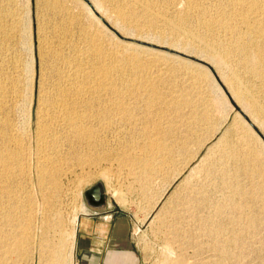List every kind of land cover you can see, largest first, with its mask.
Segmentation results:
<instances>
[{
    "label": "rangeland",
    "instance_id": "obj_1",
    "mask_svg": "<svg viewBox=\"0 0 264 264\" xmlns=\"http://www.w3.org/2000/svg\"><path fill=\"white\" fill-rule=\"evenodd\" d=\"M92 1L148 44L81 0H0V264H76L94 185L138 264H264V142L234 106L264 135V0Z\"/></svg>",
    "mask_w": 264,
    "mask_h": 264
},
{
    "label": "crops",
    "instance_id": "obj_2",
    "mask_svg": "<svg viewBox=\"0 0 264 264\" xmlns=\"http://www.w3.org/2000/svg\"><path fill=\"white\" fill-rule=\"evenodd\" d=\"M75 231L76 264H138L128 222L114 214L110 205L88 192Z\"/></svg>",
    "mask_w": 264,
    "mask_h": 264
},
{
    "label": "bare ground",
    "instance_id": "obj_3",
    "mask_svg": "<svg viewBox=\"0 0 264 264\" xmlns=\"http://www.w3.org/2000/svg\"><path fill=\"white\" fill-rule=\"evenodd\" d=\"M91 2H92V4H93V6H94V8L97 10V7L95 6V4L93 3V1L92 0H90ZM244 0H242V2H243ZM253 1V0H252ZM241 2V1H240ZM191 4V3H190ZM247 4V3H246ZM194 5V4H193ZM259 5V4H258ZM259 7V6H258ZM88 9H89V11H90V13L93 15V16H95L93 13H92V11H91V9L88 7ZM98 11V10H97ZM122 12V11H121ZM98 13H99V11H98ZM121 14V13H120ZM119 14V15H120ZM101 15V14H100ZM96 17V16H95ZM223 18V17H222ZM216 20V19H215ZM246 21V20H245ZM209 22V21H208ZM212 22V21H211ZM101 23V22H100ZM208 24V23H207ZM223 24V23H222ZM227 24V23H226ZM255 24V23H254ZM111 25V24H110ZM209 25V24H208ZM251 25V24H250ZM112 26V25H111ZM255 26V25H254ZM113 27V26H112ZM253 30V29H252ZM255 35V34H254ZM260 35V34H259ZM256 36V35H255ZM66 60H67V58H66ZM73 61V60H72ZM71 63H73V62H71ZM61 64V63H60ZM76 64V63H75ZM79 65V64H78ZM65 66V65H64ZM67 66V65H66ZM87 66V65H86ZM101 67V66H100ZM198 67V66H197ZM70 68H72L71 66H70ZM110 68V67H109ZM80 69V68H79ZM202 69V68H201ZM62 70V69H61ZM65 70V69H64ZM78 70V69H77ZM93 70V69H92ZM102 70H103V68H102ZM101 70V71H102ZM105 70V69H104ZM202 71V70H201ZM79 72V71H78ZM81 72H83V71H81ZM90 72V71H89ZM103 72V71H102ZM101 72V73H102ZM74 73V72H73ZM73 73L71 74H69L70 76L72 75L73 76ZM77 73V72H76ZM75 73V74H76ZM84 73V72H83ZM111 73V72H110ZM74 74V75H75ZM78 74V73H77ZM76 74V75H77ZM84 75V74H83ZM83 75H81V76H83ZM99 75V74H98ZM65 76H67V75H65ZM67 77H69V76H67ZM86 77V76H85ZM102 77V76H101ZM65 78V77H64ZM89 78V77H88ZM59 79V78H58ZM77 80H78V77L76 78ZM75 79V80H76ZM85 79V78H84ZM90 79H92V77L90 76ZM68 80V79H67ZM74 80V78H73V81H75ZM76 80V81H77ZM86 80V79H85ZM97 80H99V79H97ZM65 81H66V78H65ZM69 81V80H68ZM75 81V82H76ZM80 81V80H79ZM81 81H83V80H81ZM94 81V80H93ZM67 82V81H66ZM70 82H71V80H70ZM78 82V81H77ZM85 82V81H84ZM83 82V83H84ZM92 82V81H91ZM101 82V81H100ZM100 82L98 81V83H97V81H96V83H97V85L99 84L100 85ZM79 83V82H78ZM88 84L87 85H89V82H87ZM92 83H94V82H92ZM75 84V83H74ZM74 84H72L73 86H74V88H75V85ZM63 85V84H62ZM61 85V86H62ZM71 85V84H70ZM67 86V85H66ZM68 86H69V84H68ZM63 87V86H62ZM65 87V86H64ZM80 87V86H79ZM81 87H83V85H81ZM84 87H85V85H84ZM67 88V87H66ZM93 88V87H92ZM101 88V87H100ZM105 88V87H104ZM57 89H58V87H57ZM69 89V88H68ZM70 89H71V87H70ZM77 89V88H76ZM75 89V90H76ZM81 89V88H80ZM64 89H62L61 91H62V93L64 92V91H67L66 89L63 91ZM72 90V89H71ZM57 91V90H56ZM61 91L59 90V92L61 93ZM84 91V90H83ZM83 91L81 90V92L83 93ZM78 92H80V90L78 91ZM81 92H80V94H81ZM51 93V92H50ZM58 94V92H57V94L61 97L62 95H64V93L63 94ZM85 93V92H84ZM66 94V93H65ZM55 95V94H54ZM54 95H53V97H54ZM67 95H69V94H67ZM66 95V96H67ZM84 95V94H83ZM66 96H64V97H66ZM71 96V95H70ZM55 97H57L58 98V96H55ZM55 97L53 98V100L55 99ZM68 97V96H67ZM67 97H66V100H67ZM79 97V96H78ZM77 97V98H78ZM117 97V96H116ZM52 98V97H51ZM81 98V97H80ZM62 99V98H61ZM53 100H51V102L53 101ZM66 100H64V102L66 101ZM56 101H59V102H57V103H60V99L58 100H56ZM78 101V100H77ZM54 102V101H53ZM53 102L51 103V104H53ZM76 102V101H75ZM61 103H62V101H61ZM67 103V102H66ZM66 103H65V105H66ZM72 104V103H71ZM56 105V107L58 106L57 104H55ZM60 105V104H59ZM62 105V104H61ZM63 105H64V103H63ZM64 105V106H65ZM74 105V104H73ZM69 106H68V103H67V108H68ZM52 108H53V106H52ZM58 108H59V106H58ZM75 108H76V106H75ZM45 109V108H44ZM73 109V108H72ZM52 110V109H51ZM49 111V110H48ZM60 111H61V109H60ZM59 111V112H60ZM65 112H67V111H69L68 109L67 110H64ZM62 112V114L64 113V117H65V112ZM77 111V110H76ZM47 112V111H46ZM45 112V113H46ZM55 112V111H54ZM70 112V111H69ZM49 113V112H48ZM72 113V112H71ZM52 114V113H51ZM79 114V113H78ZM84 114V113H83ZM87 114V113H86ZM48 115V114H47ZM52 115H54V114H52ZM57 115V114H56ZM55 115V116H56ZM63 116V115H62ZM75 116H78V115H76L75 114ZM75 116H74V118H75ZM82 116V115H81ZM57 117V116H56ZM67 117V116H66ZM87 117V116H86ZM104 117V116H103ZM61 118V117H60ZM73 118V116L72 115H68V120L67 121H69L68 123L69 124H71V126H73V127H75L76 128V130L78 131V133H80L81 135H85V134H89L90 133V131L88 132L87 130H86V128H85V126H83V122H82V117H80L79 116V119L77 118V119H74ZM84 118V117H83ZM58 119L59 118H57L56 120L58 121ZM49 120V119H48ZM55 120V121H56ZM65 120H66V118H65ZM106 120V119H105ZM84 121V120H83ZM51 122H53V121H51ZM58 123V122H57ZM64 124H66V123H64ZM56 125V124H55ZM61 125V124H60ZM67 125V124H66ZM87 125V124H86ZM57 126H58V124H57ZM68 126V125H67ZM90 126V125H89ZM50 127V126H49ZM92 127V126H91ZM61 128H62V126H61ZM60 128V129H61ZM68 128V127H67ZM94 128V127H93ZM44 129H45V127H44ZM52 129V128H51ZM55 129V128H54ZM60 129H58V130H60ZM88 129V128H87ZM91 129V128H90ZM90 129H88V130H90ZM52 131V130H51ZM70 131H71V129H70ZM251 131V130H250ZM44 132H49V130L47 131H44ZM43 132V133H44ZM56 132H57V130H56ZM97 132H98V130H97ZM59 133V132H58ZM77 133V134H78ZM95 133V132H94ZM70 134V133H69ZM72 134V133H71ZM93 134V133H92ZM43 135H45V134H43ZM63 135H65V134H63ZM76 135V134H75ZM95 135V134H94ZM93 135V136H94ZM97 135V134H96ZM55 136V135H54ZM42 137H44V136H42ZM46 137V136H45ZM73 137V136H72ZM78 137V136H77ZM79 137H81V136H79ZM92 137V136H91ZM89 138V137H88ZM53 139V138H52ZM69 139V138H68ZM72 139V138H71ZM91 139V138H90ZM90 139L88 140V141H90ZM92 139H93V137H92ZM50 140V139H49ZM84 140H86V139H84ZM86 140V141H87ZM258 140V139H257ZM46 141V140H45ZM80 141V140H79ZM53 142V141H52ZM54 142H56V141H54ZM93 142V141H92ZM156 142V141H155ZM258 142V141H257ZM43 143V142H42ZM64 143V142H63ZM90 144V143H89ZM47 146V145H46ZM55 148V147H54ZM61 148V147H60ZM40 149V148H39ZM46 149V148H45ZM149 150V149H148ZM54 151V150H53ZM58 151V150H57ZM150 151V150H149ZM13 152V151H12ZM24 152V151H23ZM10 154V153H9ZM18 154H20V153H18ZM2 156H3V154H2ZM13 156V155H12ZM18 156V155H17ZM13 158V157H12ZM16 158V157H15ZM24 158V157H23ZM18 159V158H17ZM16 159V160H17ZM8 160V159H7ZM53 160V159H52ZM4 161H5V159H4ZM11 161V160H10ZM21 161V160H20ZM25 161V160H24ZM19 162V161H18ZM17 163V162H16ZM23 163V162H22ZM24 164V163H23ZM46 166V165H45ZM49 167V166H48ZM8 168H9V166H8ZM7 168V169H8ZM43 168V167H42ZM12 170V169H11ZM54 171V170H53ZM49 172V171H48ZM51 173V172H50ZM12 174V173H11ZM10 176V175H9ZM45 178V177H44ZM50 178V177H49ZM46 179V178H45ZM51 179V178H50ZM53 181V180H52ZM50 185V184H49ZM264 191V190H263ZM10 218H12V217H10ZM14 218V217H13ZM12 218V219H13ZM31 218V217H30ZM8 219V218H7ZM27 220V219H26ZM32 220V219H31ZM10 222V221H9ZM26 227H28V225L26 226ZM26 229V228H25ZM27 231V230H26ZM11 233V232H10ZM25 234V233H24ZM26 235V234H25ZM17 236H19V235H17ZM18 238V237H17ZM21 238V237H20ZM29 238V237H28ZM73 238L75 239V235L73 236ZM27 239V238H26ZM16 240H18L17 242H16V249H18V248H20V246H21V243H23L22 241H21V239H16ZM23 240V239H22ZM28 242V241H27ZM26 242V243H27ZM15 243V242H14ZM25 243V242H24ZM63 245V244H62ZM74 247V246H73ZM55 248V247H54ZM9 251V250H8ZM15 252V251H14ZM17 252V251H16ZM55 254V253H54ZM55 256V255H54ZM60 256V255H59ZM56 259H58V258H56ZM60 259H61V257H60ZM9 260V259H8ZM54 261H55V259H54ZM57 261V260H56ZM59 261V260H58ZM56 263V262H55ZM58 263V262H57ZM56 263V264H57ZM164 264H190L187 260H185V259H183V258H179V259H176L175 261H166Z\"/></svg>",
    "mask_w": 264,
    "mask_h": 264
},
{
    "label": "water",
    "instance_id": "obj_4",
    "mask_svg": "<svg viewBox=\"0 0 264 264\" xmlns=\"http://www.w3.org/2000/svg\"><path fill=\"white\" fill-rule=\"evenodd\" d=\"M83 1L92 11V13L98 18V20L105 26L107 27L114 35H116L119 39L124 40V41H129V42H133V43H137V44H143L146 45L148 43L139 41V40H134L132 38H128L122 34H120L118 32V30H116L114 27H112L105 19L102 15H100V13H98V11L94 8L92 2L90 0H81ZM195 61L205 65L214 75V77L218 80V82L220 83V85L222 86V88L224 87V85L220 82V79L218 78L217 74L215 73V71L213 70L212 66L210 64H208L206 61H203L201 59H194ZM230 97V96H229ZM235 107H237L238 112L243 116V118L247 121V123L250 125V127L258 134V136L262 139V141L264 142V135L258 130V128L256 127V125L248 118V116L240 109L238 108V106L235 104ZM94 199H98L100 197V187L99 185H94L91 189H89L88 191Z\"/></svg>",
    "mask_w": 264,
    "mask_h": 264
}]
</instances>
